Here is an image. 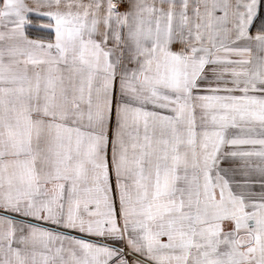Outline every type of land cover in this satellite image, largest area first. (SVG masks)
Here are the masks:
<instances>
[{
    "label": "snow or ice",
    "instance_id": "obj_1",
    "mask_svg": "<svg viewBox=\"0 0 264 264\" xmlns=\"http://www.w3.org/2000/svg\"><path fill=\"white\" fill-rule=\"evenodd\" d=\"M0 264H264V0H0Z\"/></svg>",
    "mask_w": 264,
    "mask_h": 264
}]
</instances>
